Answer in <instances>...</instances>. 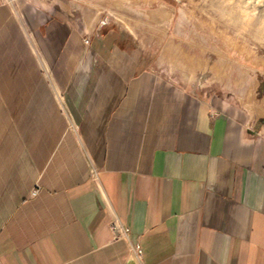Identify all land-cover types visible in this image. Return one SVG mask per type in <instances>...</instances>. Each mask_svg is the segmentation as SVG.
<instances>
[{
	"label": "crops",
	"instance_id": "0c3cea01",
	"mask_svg": "<svg viewBox=\"0 0 264 264\" xmlns=\"http://www.w3.org/2000/svg\"><path fill=\"white\" fill-rule=\"evenodd\" d=\"M92 29L0 0V264H264V108Z\"/></svg>",
	"mask_w": 264,
	"mask_h": 264
},
{
	"label": "rangeland",
	"instance_id": "374dc122",
	"mask_svg": "<svg viewBox=\"0 0 264 264\" xmlns=\"http://www.w3.org/2000/svg\"><path fill=\"white\" fill-rule=\"evenodd\" d=\"M59 1L93 32L119 25L135 44H149L173 76L264 108V0Z\"/></svg>",
	"mask_w": 264,
	"mask_h": 264
},
{
	"label": "built area",
	"instance_id": "2783aa9c",
	"mask_svg": "<svg viewBox=\"0 0 264 264\" xmlns=\"http://www.w3.org/2000/svg\"><path fill=\"white\" fill-rule=\"evenodd\" d=\"M85 42L89 43L90 39L89 38L85 39ZM36 193H37V191H34V194H36ZM112 229H113V232H114V238L117 239V240L118 239H122L123 237H128V235H129V229L126 226H124L119 221L113 222ZM133 250L135 251V253L139 257H141L143 255V248H142V245L139 242H136L133 245Z\"/></svg>",
	"mask_w": 264,
	"mask_h": 264
}]
</instances>
